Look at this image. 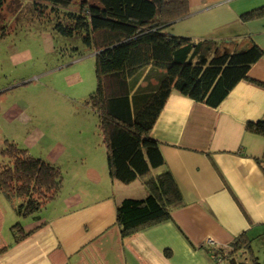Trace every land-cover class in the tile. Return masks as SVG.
<instances>
[{
	"label": "crops",
	"instance_id": "1",
	"mask_svg": "<svg viewBox=\"0 0 264 264\" xmlns=\"http://www.w3.org/2000/svg\"><path fill=\"white\" fill-rule=\"evenodd\" d=\"M187 2L188 13L169 33L217 42L250 37L264 49V17L241 19L264 0ZM256 120H264V55L216 106L171 91L151 129L183 197L170 218L121 237L116 204L141 197L144 188L138 179L111 177L96 142L92 155L65 167L58 194L38 217L21 219L29 234L18 242L10 231L21 217L17 200L0 193V264H227L203 245H226L241 232L252 238L255 255L264 254V135L245 130ZM64 152L55 147L44 158L60 166Z\"/></svg>",
	"mask_w": 264,
	"mask_h": 264
},
{
	"label": "trees",
	"instance_id": "2",
	"mask_svg": "<svg viewBox=\"0 0 264 264\" xmlns=\"http://www.w3.org/2000/svg\"><path fill=\"white\" fill-rule=\"evenodd\" d=\"M6 0H0V12ZM39 16L62 36L79 35L94 51L95 88L85 103L97 114L100 142L111 177L138 179L144 194L116 204L121 237L170 218L183 204L151 129L171 91L216 106L250 65L264 55L253 39L220 41L171 34L167 27L188 13L187 0H30ZM45 7V14L44 12ZM264 17V5L241 14L243 21ZM245 130L264 135V120ZM60 166L32 154L12 139L0 145V193L17 200L19 216L36 214L62 185ZM13 243L29 234L20 221L10 226ZM252 238L241 232L226 245L205 246L227 264H259ZM6 246L0 248V253ZM244 254V255H243ZM242 255V257H240ZM240 257V258H239Z\"/></svg>",
	"mask_w": 264,
	"mask_h": 264
},
{
	"label": "rangeland",
	"instance_id": "3",
	"mask_svg": "<svg viewBox=\"0 0 264 264\" xmlns=\"http://www.w3.org/2000/svg\"><path fill=\"white\" fill-rule=\"evenodd\" d=\"M44 17L30 0H6L1 9L0 145L12 139L41 157L61 147L64 175L75 157L101 145L97 114L85 103L96 85L94 51ZM255 256L264 264V254Z\"/></svg>",
	"mask_w": 264,
	"mask_h": 264
},
{
	"label": "built area",
	"instance_id": "4",
	"mask_svg": "<svg viewBox=\"0 0 264 264\" xmlns=\"http://www.w3.org/2000/svg\"><path fill=\"white\" fill-rule=\"evenodd\" d=\"M207 242L208 243H213V240L212 239H208Z\"/></svg>",
	"mask_w": 264,
	"mask_h": 264
}]
</instances>
